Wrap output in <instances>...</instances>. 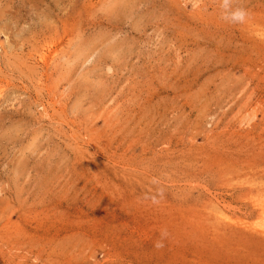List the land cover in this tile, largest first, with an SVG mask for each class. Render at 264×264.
I'll list each match as a JSON object with an SVG mask.
<instances>
[{
  "label": "rangeland",
  "instance_id": "374dc122",
  "mask_svg": "<svg viewBox=\"0 0 264 264\" xmlns=\"http://www.w3.org/2000/svg\"><path fill=\"white\" fill-rule=\"evenodd\" d=\"M0 82V264H264V0H0Z\"/></svg>",
  "mask_w": 264,
  "mask_h": 264
},
{
  "label": "bare ground",
  "instance_id": "6f19581e",
  "mask_svg": "<svg viewBox=\"0 0 264 264\" xmlns=\"http://www.w3.org/2000/svg\"><path fill=\"white\" fill-rule=\"evenodd\" d=\"M124 2H125V1H124ZM138 2H139V1H138ZM101 4H102V3H101ZM120 4H121V3H120ZM123 4H124V3H123ZM125 4L127 5L126 2H125ZM166 4H167V3H166ZM116 5H118V4H116ZM177 6H178V5H177ZM216 6H217V5H216ZM111 7H112V6H111ZM117 7H118V6H117ZM120 7H121V6H120ZM5 9H6V8H5ZM228 9H229V8H228ZM162 10H163V9H162ZM165 10H166V9H165ZM233 10H234V9H233ZM1 11H2V10H1ZM5 11H6V10H5ZM124 11H125V10H124ZM166 11H167V10H166ZM159 12H160V11H159ZM221 13H222V12H221ZM50 17H51V16H50ZM220 24H221V23H220ZM224 28H225V27H224ZM253 28H255V27H253ZM63 29H65L64 32H67V31H66L67 29H66L64 26H63ZM63 29L61 28L62 31H63ZM255 29H256V28H255ZM255 29H254V30H255ZM62 31H61V32H62ZM111 31H112V30H111ZM227 31H228V30H227ZM41 32H42V31H41ZM55 33H56V32H55ZM119 33H121V32H119ZM111 34H112V33H111ZM116 34H118V33H116ZM55 35H56V36H59V35H58V32H57ZM61 36H63V35H61ZM114 36H115V35H114ZM118 36H119V35H118ZM51 37H52V36H51ZM66 37H68V36H66ZM53 38H54V37H53ZM46 40H47V39H46ZM46 40H45V41H46ZM59 40H60V38H59ZM59 40H58V42H59ZM69 40H70V39H69ZM4 41H5V40H4ZM41 41H42V40H41ZM62 41H63V40H62ZM47 42H48V41H47ZM47 42H46V43H47ZM52 42H53V40H52ZM56 42H57V41H56ZM58 42H57V43H58ZM41 43H42V42H41ZM41 43H40V44H41ZM57 43H56V44H57ZM60 43H61V42H60ZM63 43H64V42H63ZM47 44H48V43H47ZM52 44H53V43H52ZM54 44H55V43H54ZM56 44H55V45H56ZM58 44H59V43H58ZM119 44H120V43H119ZM128 44H129V43H128ZM36 45H37V44H36ZM43 45H44V44H43ZM62 45H63V44H62ZM120 45H121V44H120ZM17 46H18V45H17ZM36 47H38V46H36ZM36 47H35V48H36ZM41 47H42V46H41ZM59 47H61L60 44H59ZM59 47H57V48H59ZM16 48H17V47H16ZM53 48H55V47H53ZM117 48H118V47H117ZM11 49H12V48H11ZM38 49H39V48H38ZM38 49H36V50H38ZM45 49H46V48H45ZM45 49H44L43 51H45ZM30 50H32V49H30ZM39 50H40V49H39ZM52 50H53V49H52ZM54 50L56 51V49H54ZM123 50H124V49H123ZM33 51H34V50H33ZM59 51H61V50H59ZM125 51H126V50H125ZM36 52H37V51H36ZM40 52L43 53L42 51H40ZM40 52H39V53H40ZM37 53H38V52H37ZM59 53H60V52H59ZM59 53L57 52V54H59ZM61 53H62V52H61ZM52 54H54V53H52ZM52 54H51V55H52ZM122 54H123V53H122ZM28 55H29V54H28ZM35 55H36V54H35ZM39 55H41V54H39ZM42 55H43V54H42ZM48 55H49V54H48ZM45 56H46V55H45ZM14 57H15V56H14ZM43 57H44V56H43ZM74 57H75V56H74ZM44 58H45V57H44ZM56 58H57V57H56ZM35 59H36V58H35ZM48 59H50V57H49ZM52 59H53V57H52ZM28 60H29V59H28ZM44 60H45V59H44ZM44 60H43V61H44ZM54 60H55V59H54ZM232 60H233V59H232ZM36 61H37V60H36ZM38 61H39V60H38ZM41 62H42V60H41ZM31 63H32V62H31ZM33 63H34V62H33ZM38 63H39V62H38ZM44 63H46V62H44ZM44 63H43V64H44ZM43 64H42V65H43ZM49 64H50V62H49ZM82 64H83V63H82ZM33 65H34V64H33ZM36 65H39V64H36ZM40 66H41V65H40ZM65 66H66V65H65ZM245 66H246V65H245ZM36 67H37V66H36ZM41 67H42V66H41ZM39 68H40V67H39ZM46 71H47V70H46ZM59 72H60V71H59ZM56 73H57V72H56ZM39 75H40V74H39ZM40 76H41V75H40ZM0 83H1V82H0ZM1 84H2V83H1ZM1 87L3 88V86H1ZM0 93H1V91H0ZM0 96H1V95H0ZM34 100H35V99H34ZM40 101H41V100H40ZM49 103H50V102H49ZM42 112H43V111H42ZM42 112H41V113H42ZM60 116H61V115H60ZM253 179H254V178H253ZM250 180H251V179H250ZM251 182H252V181H251ZM247 183H248V182H247ZM259 185H260V184H259ZM263 185H264V184H263ZM257 186H258V185H257ZM246 187H247V186H246ZM252 187H253V185H252ZM262 189H263V188H262ZM262 189H261V191H262ZM246 190H247V189H246ZM252 191H253V190H252ZM247 192H248V191H247ZM249 195H250V192H249ZM259 195H260V194H259ZM263 195H264V194H263ZM262 199H263V198H262ZM262 199H261V200H262ZM209 202H210V201H209ZM210 203H211V202H210ZM263 203H264V202H263ZM252 205H254V204H252ZM254 207H255V206H254ZM262 207H263V206H262ZM259 209H260V208H259ZM222 210H223V209H222ZM261 210H262V212H263V209H262V208H261ZM257 211H258V209H257ZM217 212H218V211H217ZM224 212H225V210H224ZM254 212H255V211H254ZM218 213H219V212H218ZM256 213H258V212H256ZM256 213H255V214H256ZM210 217H211V216H210ZM254 217H255V216H254ZM211 218H212V217H211ZM227 218H228V215H227ZM229 218H230V217H229ZM255 219H256V218H255ZM258 219H259V218H258ZM258 219H257V220H258ZM213 220H214V219H213ZM255 221H256V220H255ZM228 222H229V221H228ZM256 222H257V221H256ZM257 224H258V222H257ZM262 225H263V224H262ZM256 226H257V225H256ZM260 226H261V225H260ZM257 227H258V226H257ZM261 231H262V230H261ZM0 237H1V236H0Z\"/></svg>",
  "mask_w": 264,
  "mask_h": 264
}]
</instances>
